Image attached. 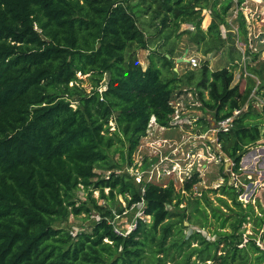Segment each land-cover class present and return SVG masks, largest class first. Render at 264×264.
<instances>
[{"label":"trees","instance_id":"1","mask_svg":"<svg viewBox=\"0 0 264 264\" xmlns=\"http://www.w3.org/2000/svg\"><path fill=\"white\" fill-rule=\"evenodd\" d=\"M244 1L212 3L211 40L218 37L225 46L220 27ZM203 8L199 0H0V264H264L256 234L245 237L241 229L250 214L264 229V217L251 204L243 207L229 181L212 191L220 190L239 211L230 215L232 231L215 230L212 241L198 230L185 233L186 220L205 227L209 211L221 228L229 221L208 191L181 207L185 192L201 180L198 172L184 192L170 181L146 182L140 193L133 177L119 171L121 161L112 162L118 146L132 161L153 117L170 126L172 99L183 83L171 50L153 51L143 68L137 50L148 49L149 38L141 16L150 15L167 41L195 18L196 37L207 41L200 33ZM238 20L246 36L242 9ZM79 72L90 74V92L77 83ZM201 77L199 86L208 92L203 103L216 122L242 112L245 93L233 85L231 67L212 71L204 64ZM240 114L229 131L218 134L235 169L262 138L251 110ZM97 168L113 171L102 175ZM79 189L87 191L88 201L75 199ZM119 196L127 198L128 208L145 202V217L125 235L108 219ZM223 196L219 202L229 208ZM93 211L100 219L90 229L74 234L62 225L70 215L90 218Z\"/></svg>","mask_w":264,"mask_h":264},{"label":"rangeland","instance_id":"2","mask_svg":"<svg viewBox=\"0 0 264 264\" xmlns=\"http://www.w3.org/2000/svg\"><path fill=\"white\" fill-rule=\"evenodd\" d=\"M214 1L199 0L200 5L204 7L201 12L203 15L201 27L204 32L200 33L205 34L207 41H200V36L196 37L198 30L194 23L195 18L183 23L180 30L173 33L171 39L167 41L165 33L156 32L155 25L151 24L150 15L141 16V21L144 23L141 26L149 38V48L137 50V56L143 68L148 65L150 54L153 51L159 50L162 53H167L171 50L172 56L176 58L174 70L178 72L179 77L183 78V83L177 88L172 102L179 111L180 120L174 124L175 126L166 129H160L159 126L154 125L150 134L151 139H147V136L141 139L130 163L126 160V152L121 146L113 148L116 151L112 155V162L121 161L122 167L119 171L133 177V182L140 193H143L148 180L165 184L173 181L176 190L184 192L189 175L175 171L168 176L166 169L169 170L167 167L172 164L170 159H173L172 161L180 160L183 167L192 162L194 166L190 175L196 171L201 180L194 185L190 192H185L186 201L181 204V207L187 206L189 200L193 202L197 197H202V193L208 191L206 192L208 196L215 205L222 206L224 217H229V221L224 228H221V220L212 217L209 211L205 227L186 220L184 222L187 226L185 233L190 235L198 230L212 241L217 237L215 230L232 231L230 215L239 211V207L235 205L234 201L229 200L228 196L221 195L220 190H217L219 192L212 191L219 189L218 187L226 181H229L240 192L239 200L243 203V207L251 204L254 208L253 213L264 217V0H245L240 7L235 5L229 10L226 16L227 24L220 27L221 36L225 39V46L219 44L218 37L211 40L212 37L208 33V27L212 21L211 5ZM240 9L243 10L248 24L246 36L239 29L238 12ZM191 58L198 59V67L194 68L190 65ZM178 59L184 60L178 61ZM204 64H207L212 71L223 67H231L234 70L233 85L238 84L245 93L240 115L251 110L253 116L257 117L252 120L258 122L262 127L261 140L243 156L238 169H235L234 161L225 155L218 140L213 139L212 129L216 125V121L213 113L206 109L203 103V99H208V92L199 86ZM77 75L79 78L77 83L90 92L93 88L90 74L79 72ZM190 75L193 76L192 80H189ZM165 76L172 77V74L165 71ZM105 82L106 78L103 81L104 86ZM201 91L203 94H200ZM111 125L114 128L115 123L111 122ZM216 137H218L217 134ZM155 148L160 149L162 154ZM96 170L102 175H109L113 171L105 168ZM115 170L117 171V169ZM94 195L98 198L99 192L96 191ZM220 196L228 198L229 208L221 205L218 199ZM75 199L88 201L87 191L77 190ZM99 203L107 204L106 200H100ZM127 204V198L119 196L110 205L112 211L108 216L109 221L124 232H127L135 224L138 217H144L145 203L137 204L132 208H128ZM192 204L188 206L187 214L189 215L193 211ZM98 219H100V213L93 211L90 218H86L84 214L70 215L62 225L76 232L90 229ZM247 219L250 222H244L241 228L245 230V237L249 234H256L257 243L264 249V229L255 226L253 214H250Z\"/></svg>","mask_w":264,"mask_h":264},{"label":"built area","instance_id":"3","mask_svg":"<svg viewBox=\"0 0 264 264\" xmlns=\"http://www.w3.org/2000/svg\"><path fill=\"white\" fill-rule=\"evenodd\" d=\"M189 62H190V65L192 66V67H194V68H196V67H198V65H199V61H198V59L197 58H191V60H189ZM175 106V105H174ZM240 112H241V110H236L235 111V114L233 115V116H229V117H227V118H224V119H221V120H219L218 122H216V125L213 127V132H214V137H213V139L215 140V141H217L218 140V137H216V134L218 135L220 132H227V131H229L232 127H233V124H234V119H235V117L237 116V115H239L240 114ZM179 120H180V114H179V111H178V109L176 108V106H175V113L173 114V116H172V119H171V121H170V126L169 127H171V126H173L174 124H176V123H178L179 122ZM159 126L160 127V129H166V128H168V127H166V126H160V125H158L157 123H156V121H155V117H153L152 119H151V122H150V124H149V128H148V130H147V134L145 135V136H147L146 138L147 139H151L150 138V134H151V130H152V128H153V126ZM175 126V125H174ZM144 136V137H145ZM161 144V143H160ZM155 150H157V152H161V150L160 149H158V148H155ZM161 154H162V152H161ZM168 158V157H167ZM172 158H174V157H172ZM168 159H170V158H168ZM230 159V158H229ZM173 159H170V161L172 162V164H171V166H169V167H167L169 170H167L166 169V173L168 174V176H170V174H172V172H175V171H177V172H180L181 174L182 173H186L187 175H189V178H190V172L193 170V163L191 162V163H187L186 164V166H182V164H181V162H180V160H174V161H172ZM162 162H163V160H162ZM234 163V162H233ZM164 172V171H163ZM148 182H154V183H159V182H157V181H152V180H148ZM144 192V191H143ZM140 203H145L144 201H142V202H140ZM140 203H138V204H140ZM135 205H137V204H135ZM135 205H133L132 207H134ZM131 207V208H132ZM143 215H144V210H143ZM145 217V216H144ZM143 217V218H144ZM139 218V217H138ZM110 223H112L113 225H114V223L113 222H111V221H109ZM136 225H137V220H136V222H135V224L127 231V232H124V231H122V230H120L117 226H115L114 225V227H115V231L117 232V233H119V234H123V235H125V234H127V233H129L133 228H135L136 227ZM76 232H78V231H76ZM76 232H74V234L76 233Z\"/></svg>","mask_w":264,"mask_h":264},{"label":"bare ground","instance_id":"4","mask_svg":"<svg viewBox=\"0 0 264 264\" xmlns=\"http://www.w3.org/2000/svg\"><path fill=\"white\" fill-rule=\"evenodd\" d=\"M256 37H257V36H256ZM256 37H255V38H256ZM261 37H262V36H261ZM261 37H260V38H261ZM255 38H254V39H255ZM262 38H263V37H262ZM256 41H257V40H256ZM257 42H258V41H257ZM261 42H262V41H261ZM263 42H264V41H263ZM262 44H263V43H262ZM256 46H257V45H256ZM259 46H260V45H259ZM259 48H260V47H259ZM262 48H263V47H262ZM217 143H218V142H217ZM158 166H159V165H158ZM170 166H171V165H170ZM160 171H161V170H160ZM151 172H152V171H151ZM154 172H155V171H154ZM148 174H149V173H148ZM156 175H157V174H156ZM152 177H153V176H152ZM160 177H161V176H160ZM258 177H259V176H258Z\"/></svg>","mask_w":264,"mask_h":264},{"label":"water","instance_id":"5","mask_svg":"<svg viewBox=\"0 0 264 264\" xmlns=\"http://www.w3.org/2000/svg\"><path fill=\"white\" fill-rule=\"evenodd\" d=\"M181 60H184V59H178V61H181Z\"/></svg>","mask_w":264,"mask_h":264}]
</instances>
